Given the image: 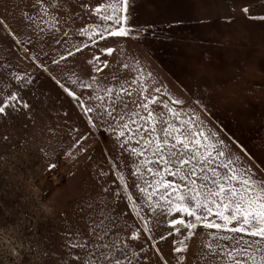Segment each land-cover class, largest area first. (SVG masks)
I'll list each match as a JSON object with an SVG mask.
<instances>
[{"label": "rangeland", "instance_id": "1", "mask_svg": "<svg viewBox=\"0 0 264 264\" xmlns=\"http://www.w3.org/2000/svg\"><path fill=\"white\" fill-rule=\"evenodd\" d=\"M81 2L94 7L97 0H74V6ZM254 2L255 13H264L261 0ZM239 3L137 0L133 26L147 30L140 34V42L127 41L123 57L119 52L111 57L101 54L99 46L105 41L98 40V46L90 45L54 64L52 58L59 59L63 48L71 45L57 44L47 30L37 38L25 26L21 9L32 10L33 0H0V21L4 22L0 23V88L14 83V76L32 79L22 93L31 105L27 114L20 112L0 120V264H59L65 226L62 214L71 220L76 203L100 191L104 178L97 171H107L115 156L103 133L96 136L87 132L78 109L52 77L68 84L77 77L87 79L91 72L102 85L117 89L121 82L129 81L124 87L133 96L121 94L122 100L129 102L138 99L140 85L130 86L138 74V60L150 87H161L162 93L166 89L184 101L182 112L199 116L206 127L226 141H239L257 160L264 157V22L245 19ZM176 20L183 23L170 27L169 23ZM200 20L207 22L202 24ZM85 22L91 23V18L85 15L75 21L76 25ZM86 39L73 37L76 43ZM94 53L100 60L107 59L108 66L99 61L88 64ZM122 63L129 68H123ZM162 93L155 95L167 102ZM151 107L159 110L157 105ZM76 127L88 139L73 147V135H79ZM82 146H88V152L82 153ZM69 150L74 160L66 155ZM50 164L57 166L49 169ZM110 179H115V173H110ZM132 179L129 177V183ZM171 239L157 246L174 264L177 254L171 251ZM152 243L143 241L146 248ZM199 244V236L190 242L185 264H199ZM149 255L158 259L154 250ZM212 259L209 257L206 264Z\"/></svg>", "mask_w": 264, "mask_h": 264}, {"label": "snow or ice", "instance_id": "2", "mask_svg": "<svg viewBox=\"0 0 264 264\" xmlns=\"http://www.w3.org/2000/svg\"><path fill=\"white\" fill-rule=\"evenodd\" d=\"M136 5L137 0H97L94 7L83 2L74 6V0H33L35 15L21 9V18L37 38L47 30L57 44L71 45L63 48L59 59L52 58L54 64L90 45L98 46V40L105 41L99 46L101 54L111 57L119 52L123 57L127 41L140 42V34L147 30L133 26ZM238 6L245 19L264 22V13H255L254 0H240ZM85 15L91 23L76 25V18ZM181 23L176 20L169 26ZM76 36L87 39L76 43ZM16 42L21 43L18 38ZM97 61L108 66L109 61L95 53L87 63ZM135 64L138 74L130 86L140 87L138 99L129 102L121 98L122 93L133 96L124 87L129 81L117 89L102 85L89 72L87 79H70L68 84L74 86L70 88L52 77L78 109L87 132L103 133L115 153L109 169L97 171L104 178L100 191L78 201L71 220L62 214L65 226L59 264H173L157 246L169 237L171 251L177 254L174 264H185L190 242L197 236L199 264H206L209 257L211 264H264V157L257 160L239 141H226L199 116L182 112L184 101L166 89L162 93L161 87H150L139 61ZM122 67L129 65L122 63ZM147 77L151 79V73ZM31 83L30 77L14 76V83L0 88V120L27 114L31 105L22 93ZM159 93L167 102L155 95ZM74 131L79 133V127ZM87 139L86 133L73 135V147ZM80 151L88 152V146ZM66 155L75 159L71 150ZM56 166L50 164L49 169ZM110 173H115L114 180ZM129 177H134L131 183ZM145 239L154 243L146 248ZM150 250L158 259L149 255Z\"/></svg>", "mask_w": 264, "mask_h": 264}]
</instances>
